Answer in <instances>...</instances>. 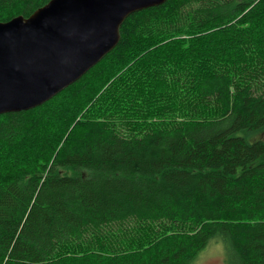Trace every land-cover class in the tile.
I'll use <instances>...</instances> for the list:
<instances>
[{"label": "trees", "instance_id": "16d2710c", "mask_svg": "<svg viewBox=\"0 0 264 264\" xmlns=\"http://www.w3.org/2000/svg\"><path fill=\"white\" fill-rule=\"evenodd\" d=\"M49 0H0V22ZM264 0H165L0 114V264H264Z\"/></svg>", "mask_w": 264, "mask_h": 264}, {"label": "water", "instance_id": "95a60500", "mask_svg": "<svg viewBox=\"0 0 264 264\" xmlns=\"http://www.w3.org/2000/svg\"><path fill=\"white\" fill-rule=\"evenodd\" d=\"M164 1L49 0L0 22V114L52 98L116 46L129 14Z\"/></svg>", "mask_w": 264, "mask_h": 264}, {"label": "rangeland", "instance_id": "374dc122", "mask_svg": "<svg viewBox=\"0 0 264 264\" xmlns=\"http://www.w3.org/2000/svg\"><path fill=\"white\" fill-rule=\"evenodd\" d=\"M238 135L244 137L250 142L255 140H264V130H241L238 132ZM224 256L225 250L223 243L221 242L219 244L212 241L202 252H200L194 264H225Z\"/></svg>", "mask_w": 264, "mask_h": 264}]
</instances>
